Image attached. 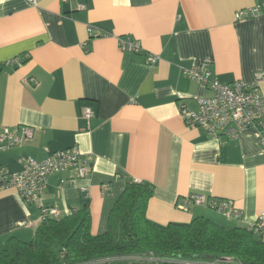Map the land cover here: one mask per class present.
I'll return each mask as SVG.
<instances>
[{
  "label": "crops",
  "instance_id": "1",
  "mask_svg": "<svg viewBox=\"0 0 264 264\" xmlns=\"http://www.w3.org/2000/svg\"><path fill=\"white\" fill-rule=\"evenodd\" d=\"M262 3L0 0V128L34 129L31 140L0 149V170L19 171L23 159L40 161L74 145L93 156L88 175L61 187L69 174L52 175L30 204L13 188L0 189V251L11 237L32 239L40 206H55L63 217L88 201L91 233H103L129 181L152 187L146 217L153 223L204 217L227 229L254 224L264 210V128L217 138L188 126L179 105L196 109L197 99L211 95L183 72L205 60L220 83L259 79L264 96V12L235 17ZM120 41H137L140 51L122 50ZM149 55L156 62L148 64ZM193 193L232 200L242 216L232 220L194 204L176 208Z\"/></svg>",
  "mask_w": 264,
  "mask_h": 264
},
{
  "label": "trees",
  "instance_id": "2",
  "mask_svg": "<svg viewBox=\"0 0 264 264\" xmlns=\"http://www.w3.org/2000/svg\"><path fill=\"white\" fill-rule=\"evenodd\" d=\"M152 194L147 183L127 182L101 234L91 233L88 201L66 216L46 217L30 241L8 239L0 251V264L135 262L136 256L148 254L184 259L230 256L240 264H264L261 233L241 226L227 229L204 217H194L188 223H153L146 217Z\"/></svg>",
  "mask_w": 264,
  "mask_h": 264
},
{
  "label": "built area",
  "instance_id": "3",
  "mask_svg": "<svg viewBox=\"0 0 264 264\" xmlns=\"http://www.w3.org/2000/svg\"><path fill=\"white\" fill-rule=\"evenodd\" d=\"M29 1L34 3V0ZM77 7L80 10L86 8L82 3H79ZM263 12L264 3L243 8L235 13V17L240 20L255 17ZM88 32L90 36L101 35L100 32L93 34L91 28H88ZM120 48L137 53L140 51V44L137 41L131 43L120 41ZM157 58V56L149 55L146 62L153 64ZM13 61L19 63L17 59ZM210 64L209 60H205L197 67L183 69V72L190 79L208 87L211 95L197 99L196 109L181 103L179 105L181 119L188 126H194L207 135L223 139L237 138L243 130L248 128L263 129L264 96L260 92L259 79L251 83L235 80L223 84L208 69ZM92 115V110L85 107L83 110L84 118L89 120ZM33 135L34 129L30 126H19L17 129H11L7 126L2 127L0 128V149L19 146L25 141L31 140ZM262 143L264 144L263 139ZM22 161L23 165L19 171L0 170V189L13 188L25 204H30L40 199L48 186L50 176L62 173L69 174V178L60 179L59 187H61L64 183H72L76 178L88 175L93 164V156L83 154L78 146L74 145L54 151L40 161L31 158ZM188 204L206 206L232 220H238L243 213L242 209L237 207L232 200L202 193H193L178 199L176 207L185 209ZM58 216L59 211L55 206H40L41 220L46 217ZM249 228L264 236V210L258 214L255 223L250 225ZM135 260L152 264H240L238 260L230 256L212 259H184L180 257L161 258L148 254L146 256H136Z\"/></svg>",
  "mask_w": 264,
  "mask_h": 264
},
{
  "label": "rangeland",
  "instance_id": "4",
  "mask_svg": "<svg viewBox=\"0 0 264 264\" xmlns=\"http://www.w3.org/2000/svg\"><path fill=\"white\" fill-rule=\"evenodd\" d=\"M136 262H139V261H136Z\"/></svg>",
  "mask_w": 264,
  "mask_h": 264
}]
</instances>
